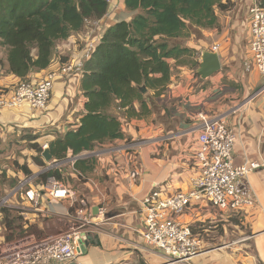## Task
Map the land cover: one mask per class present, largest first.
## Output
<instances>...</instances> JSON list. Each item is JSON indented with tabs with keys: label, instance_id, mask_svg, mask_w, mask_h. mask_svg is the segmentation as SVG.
<instances>
[{
	"label": "crops",
	"instance_id": "obj_1",
	"mask_svg": "<svg viewBox=\"0 0 264 264\" xmlns=\"http://www.w3.org/2000/svg\"><path fill=\"white\" fill-rule=\"evenodd\" d=\"M226 1L240 6L235 16L222 15L231 9L217 12L218 28L199 29L200 33L210 36L212 45L208 50L218 54L220 71L203 80L189 69L192 67L168 60L171 77L166 90L158 96L155 91L145 95L148 107L156 106L162 123L153 122L150 117L127 119L118 114L124 138L98 145L89 153L83 152L80 160L89 159L94 163L93 155H96L97 161L107 166V176H97L91 181L85 196L92 205L104 209V219L81 243V254L77 258L51 264H167L162 252L143 242L142 201L154 184L167 195L189 190L190 179L196 173L194 156L199 126L196 116L199 113L221 117L235 131L233 158L236 165L249 160L264 161V94H259L264 82L248 53V9L255 0H222V3ZM133 15L126 10L124 0H110L109 12L98 20L101 27L95 29V34L80 31L60 42L58 48L62 50L59 49V54L55 50L50 66L31 74L30 79L40 80L56 72L60 57L75 63L79 76L72 79L56 76L51 99L43 111L26 106L1 110L0 138L28 130L39 133L43 143L48 145L56 136L76 129L86 101L80 89L81 64L90 58L105 29L122 21L129 22ZM193 38L191 36L190 41ZM197 41L188 42L184 47L197 54L202 46ZM213 46H218L217 51L212 50ZM5 57L6 52L1 60L3 64ZM17 81L13 75L4 73L0 76V88ZM134 107L138 110L137 104ZM128 136L133 141L125 145L123 142ZM139 139L144 142H134ZM135 169L140 176L134 182L129 174ZM3 173L0 171V175ZM237 191L255 200L252 208L238 215L250 234L239 241H230L228 233L223 232L207 236V230L203 229L206 222L215 223L216 233L220 228L232 226L227 221L230 216L206 204L189 209L183 222L201 236L202 250L185 264H264V168L239 180ZM43 208L51 214L50 219H37V228L31 227V231L42 236L56 232L57 218L67 213V205L44 203Z\"/></svg>",
	"mask_w": 264,
	"mask_h": 264
},
{
	"label": "trees",
	"instance_id": "obj_2",
	"mask_svg": "<svg viewBox=\"0 0 264 264\" xmlns=\"http://www.w3.org/2000/svg\"><path fill=\"white\" fill-rule=\"evenodd\" d=\"M258 1L264 7V0ZM109 4L110 0H0V47L6 52L0 68L18 79L7 87L29 82L31 74L46 70L56 55V46L80 32L87 21L103 18ZM226 4L222 0H124L126 10L134 15L129 22L105 29L90 58L81 64L84 114L76 129L48 144L52 160H64L69 154L78 156L123 139L119 115L140 119L148 114L146 93L155 91L158 96L170 83L168 60L180 64L182 58L193 53L187 47L170 45V40L184 36L186 30L218 28L216 13L229 11L230 1ZM59 62L61 68L69 60L60 57ZM38 138L37 134L28 140ZM43 152L37 150L40 156ZM40 156L37 163H43ZM92 168L89 159L74 164V170L81 173ZM21 170L25 176L32 175L26 166ZM49 177L63 180L58 170L50 171L46 175ZM17 181V177L12 180L15 184ZM1 211L8 233L5 240L10 241L18 217L11 220V210Z\"/></svg>",
	"mask_w": 264,
	"mask_h": 264
},
{
	"label": "built area",
	"instance_id": "obj_3",
	"mask_svg": "<svg viewBox=\"0 0 264 264\" xmlns=\"http://www.w3.org/2000/svg\"><path fill=\"white\" fill-rule=\"evenodd\" d=\"M217 49L218 46L212 48L213 51ZM248 53L264 82V7L257 0L248 9ZM58 75L66 79L79 76L75 63L69 62L40 80L0 88V111L24 106L39 112L45 110ZM259 94H264V83ZM196 120L199 123L198 148L194 156L196 173L190 179L189 190L167 195L154 184L142 201L143 242L149 248L162 252L167 264H185L202 250L201 236L193 233L191 226L183 222V216L189 209L206 204L222 214L238 216L252 208L255 200L241 195L237 191V182L264 168V161L259 160L239 165L234 163L236 133L223 118L199 113ZM44 147V150L48 148L47 145ZM81 158L69 156L73 169ZM60 164L62 162L54 160L52 166L63 172ZM14 175L11 177H17V183L0 199V223L3 220L2 209L14 210L24 233L10 241L0 237V264L64 263L77 258L81 254V243L104 219V209L92 205L85 196H78L55 177L37 183V173ZM129 176L135 182L140 172L135 169ZM44 203H64L67 213L57 218L55 233L42 236L31 231V227L37 228V219H50L51 214L43 208ZM97 218L100 220L95 222Z\"/></svg>",
	"mask_w": 264,
	"mask_h": 264
},
{
	"label": "rangeland",
	"instance_id": "obj_4",
	"mask_svg": "<svg viewBox=\"0 0 264 264\" xmlns=\"http://www.w3.org/2000/svg\"><path fill=\"white\" fill-rule=\"evenodd\" d=\"M239 1V0H237ZM226 3L228 4V2L226 1ZM226 4V5H227ZM228 7L231 9L230 12L228 14L223 13L222 15L225 16H229L230 18H232V16H235V12L240 8V6L232 4L230 2V4H228ZM86 29L83 28L82 33L88 32L91 35L95 34L94 31L95 29H98L101 27V22L98 20H89L86 22ZM223 23H225V20L223 21ZM104 24V22H103ZM102 24V25H103ZM89 29V31H88ZM91 30V31H90ZM191 36H193L194 38L191 40ZM215 36V35H214ZM195 38L196 40H198L200 42V44L202 43V46H199V51H196L197 54H192L190 56H186L184 58H182L183 62L181 65L184 64V66L188 65L189 69H192L196 72L199 63L198 60H201V54L200 51L202 50H208L211 47V42H210V36H205V34H203L202 32L200 33V31L198 30H186L185 35L182 37H179L177 39H173L170 40V45H178V46H185L188 44V42H194L195 44ZM215 38V37H214ZM197 41V42H198ZM59 45V44H58ZM58 45L56 46V50L59 51L62 50L61 48H58ZM61 46V45H60ZM201 47V48H200ZM60 49V50H59ZM5 56V51L2 50V48L0 47V63L1 60L3 59V57ZM198 59V60H197ZM1 65V64H0ZM1 67V66H0ZM174 69V68H173ZM175 70V69H174ZM5 71L4 69L0 68V76L4 75ZM174 73V71H173ZM196 75V73H195ZM11 86V85H9ZM146 100L148 101L147 97H145ZM149 112L148 114H146L145 116H143V118L145 117H150V120L155 122L158 121L160 124L162 123V120L160 118V114L156 109L155 105H152L151 107L149 106ZM152 115H155L154 117H152ZM6 133V132H5ZM39 136V138L36 141H29L28 138L34 135ZM34 134L31 131L28 130H24V131H20L18 133H12L9 135H5L3 138H0V171L4 172V176L0 175V199L3 198L6 195V192H8L9 190H11L14 186L15 183L12 182L13 177H11L12 174H15L14 176H19L20 173H23V171L21 170V167L26 166L28 168V170L32 173V174H38V180L37 183H42L44 182L47 178L46 175L50 172V171H55L57 166H52L54 163V160H51L50 162H46L44 160V158H42V156H40L37 153V150L41 148V150H44V146L45 144L43 143V139H41V136L39 135V133ZM139 137H137L138 139ZM128 140H126L125 145L131 143V141H133L129 136L127 137ZM140 141H134L135 143H139V142H144L141 141L142 139H139ZM144 140V139H143ZM48 147V145H47ZM89 153V152H88ZM84 153L76 156V157H81ZM41 157L43 160V163H37L36 158ZM70 157L72 155H69ZM69 156H67L64 160L58 161V162H62L61 165V170H63L62 172V178H63V182L68 185L78 196H86V194H88V190H87V185L91 182V181H95L97 176H107L106 175V163H101L98 160V158L95 156V161L93 163V168L91 172H86V173H81V172H75L74 169L72 168V166L70 165L69 160ZM10 173V175H9ZM2 174V175H3ZM24 174V173H23ZM9 177H6L8 176ZM10 212V219L12 220L13 217H17L16 212L13 211H9ZM14 217V218H15ZM228 222L232 223V226L230 227H226L224 229L220 228V231L214 233L213 228L215 227V223H208L206 222L204 224V228L205 230H207L206 234H208L207 236H215L217 233H228L229 235V240L231 241H236V240H241L243 238H246L247 235L250 234L249 229L247 228V225H242L243 223V218L240 216H230V218H228L227 220ZM15 226L17 228L13 229L11 231V235H13L12 237L17 238L19 236H22L24 231H23V225L20 222L19 218H18V222H14ZM4 225V227L2 226ZM221 225V224H220ZM202 230V228L200 229ZM219 230V229H218ZM212 232V233H211ZM6 235H8L7 230H6V224H5V219L2 220V223H0V237H6ZM203 235H205V233H203Z\"/></svg>",
	"mask_w": 264,
	"mask_h": 264
},
{
	"label": "water",
	"instance_id": "obj_5",
	"mask_svg": "<svg viewBox=\"0 0 264 264\" xmlns=\"http://www.w3.org/2000/svg\"><path fill=\"white\" fill-rule=\"evenodd\" d=\"M221 69L220 59L217 53L209 51V50H202L201 51V62L196 70V74L203 80L209 78L213 74L219 72ZM142 93L146 92L145 88L141 89ZM42 157L46 162H50L52 160V156L50 155L49 151L46 149L44 150ZM96 210H94L95 213Z\"/></svg>",
	"mask_w": 264,
	"mask_h": 264
}]
</instances>
